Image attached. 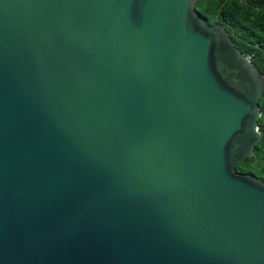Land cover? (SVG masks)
<instances>
[{"label":"water","instance_id":"water-1","mask_svg":"<svg viewBox=\"0 0 264 264\" xmlns=\"http://www.w3.org/2000/svg\"><path fill=\"white\" fill-rule=\"evenodd\" d=\"M197 0H0V264H264V74Z\"/></svg>","mask_w":264,"mask_h":264},{"label":"trees","instance_id":"trees-1","mask_svg":"<svg viewBox=\"0 0 264 264\" xmlns=\"http://www.w3.org/2000/svg\"><path fill=\"white\" fill-rule=\"evenodd\" d=\"M194 8L208 23L219 22L234 45L264 74V0H197ZM259 139L235 170L264 180V90L257 100Z\"/></svg>","mask_w":264,"mask_h":264}]
</instances>
